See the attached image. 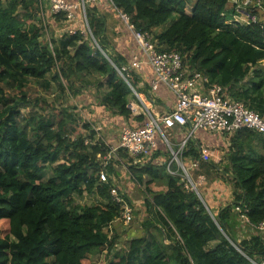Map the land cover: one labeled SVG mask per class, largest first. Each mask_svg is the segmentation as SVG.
Listing matches in <instances>:
<instances>
[{
	"label": "trees",
	"instance_id": "1",
	"mask_svg": "<svg viewBox=\"0 0 264 264\" xmlns=\"http://www.w3.org/2000/svg\"><path fill=\"white\" fill-rule=\"evenodd\" d=\"M111 1L160 51L178 53L186 71L206 78V88L220 86L230 99L264 113V0H239L248 1L242 8L230 0ZM238 10L255 20L233 21ZM85 16L97 46L78 34L52 39L49 48L40 18L35 22L36 0H0V264H93L91 255H98V264H196L189 247L201 250L212 242L203 264L257 263L264 242L257 236L237 242L234 230L236 205L250 223L264 222V156L249 141L260 135L244 131L231 139L229 167L201 160L206 172L234 189L232 203L212 215L178 176L168 174L166 189L145 199L144 235L114 248L107 231L121 212L99 163L109 147L93 142L91 124L69 123L60 111H20L31 102L25 91L30 80L41 83L51 75L62 93L75 95V81L91 74L103 89L100 105L130 118L128 97L146 86L132 72L127 81L117 73L126 61L107 50L97 8L87 6ZM190 147L185 155L199 159ZM123 155L118 151L121 160ZM46 170L50 176L43 181ZM129 170L139 184L144 176L150 182L159 177L146 161ZM111 172L108 165L105 173Z\"/></svg>",
	"mask_w": 264,
	"mask_h": 264
},
{
	"label": "built area",
	"instance_id": "2",
	"mask_svg": "<svg viewBox=\"0 0 264 264\" xmlns=\"http://www.w3.org/2000/svg\"><path fill=\"white\" fill-rule=\"evenodd\" d=\"M230 1L239 8L248 5V1L243 3H240L239 0ZM45 2L52 19L55 21V19L61 18L63 21L62 30L64 34H80L83 37L87 33L86 29L91 34L85 16L86 7H96L103 2H109L113 5L111 0H76L73 2L68 0H45ZM117 11L126 29L132 34L137 44L136 53L132 54L128 62L121 65L120 68H116L117 73L127 81L130 72L138 75L143 67H149L153 72L150 88L155 89L159 85H164L171 92L174 104L172 110L166 115L158 117V119L150 118L141 127H123L117 146L109 147L108 153L103 157H99L103 173H105L108 163L118 154V151L125 152L127 156L134 160L142 161L149 158L156 150L157 135L168 144L163 127L187 126L189 127V137L197 131L226 135L230 139L240 131L264 137V113L259 114L246 108L243 103L230 99L224 94L220 86L206 88V78L196 72L186 71L178 53L160 51L150 34L136 31L128 16L118 9ZM237 13L240 15L235 16L233 21L238 23H248L247 19L255 20V17L248 16L240 10ZM91 39L93 44H90L97 46L92 34ZM85 143L89 144L88 141H85ZM184 144L182 143L177 151L170 149L171 158L166 164V171L171 176H178L185 190L194 192L200 197L198 189L205 184L206 180L201 174L193 178L191 171L196 168V163L186 166L181 161L180 151L183 149ZM207 154L208 151L202 149L199 160L208 161ZM173 164L177 165L175 170L171 168ZM110 197L112 202L120 208L119 222L129 225L134 219L133 206L125 200L123 194L115 186L110 189ZM233 211L253 231L264 234V222L250 223L245 213L246 210L241 205H236ZM255 264H264V255Z\"/></svg>",
	"mask_w": 264,
	"mask_h": 264
},
{
	"label": "crops",
	"instance_id": "3",
	"mask_svg": "<svg viewBox=\"0 0 264 264\" xmlns=\"http://www.w3.org/2000/svg\"><path fill=\"white\" fill-rule=\"evenodd\" d=\"M68 1L73 2L76 0ZM96 8L105 22L104 35L107 42V50L112 52L113 55L121 56L126 62H128L132 54L136 53L137 51V44L132 34L126 29L124 23L120 19L117 9L112 4H110L109 2H103L100 5L96 6ZM47 19L49 20V18ZM49 21L51 23V21L54 20L50 19ZM51 24L55 26L54 34L51 33V38H53L58 43L60 42V39L66 34H64L63 30L61 28H58L56 24H54V22ZM137 76L141 80L142 84L146 86V89L142 93H136L133 90L135 93L132 91V95L128 97L127 108L130 111V118L128 119L122 118L118 114H114L112 111L104 107L103 110L96 109L98 107L102 108L99 103V99L103 92L101 90L103 89H98L96 87L98 91L96 93L97 95L94 94L92 100L88 99L85 102L83 101V105L85 106L89 117H91L88 123L91 124L96 134L93 142L100 140L107 147H115L119 142L120 128L122 129L125 125L130 126L132 128L141 127L148 121V119H158V117H162L172 110L174 99L171 92L164 85H159L155 89L150 88V82L153 79V72L149 67H143V70ZM86 78L93 79L95 77H92V75L90 74ZM82 93L83 91H81L80 97L83 98ZM115 123H119V125H115ZM163 129L165 131L168 144H166L162 140V138L157 135V148L150 156L152 157L151 160L156 163L157 166H161L164 161H166V163L164 164H167L169 162V157L167 159V152L170 153V149L177 151V149H179L182 143H185L183 145V149L180 151V158L183 164L186 166L192 163H196V168L194 169V171L199 170L202 161L198 158L192 157L189 154L185 155L186 152L190 151L191 144H193L194 148L197 150L198 155H200V151L202 149H206L208 151V154L206 155L208 161L206 162H210L213 158L217 157L218 155H224V163L220 164L221 167L219 168L223 169L225 167H229V155L230 152H234V142H231V139H235V135L230 139L226 135L197 131L189 137V127L187 126L180 127L178 125H174L171 128L163 127ZM240 139H243V137L239 136L237 140ZM249 141L252 143L253 146H255V149L257 150L258 154L264 156V137L259 136V139L251 137ZM149 158L144 159L138 163H127L128 167H126V169H129V166L132 165L136 167L139 164L145 163V161L147 162V164H149ZM122 165H124V163H122ZM110 179L113 183V186L117 187L123 194L125 200L131 205L132 203L135 204L134 193H131L129 191L128 187L126 186V183L123 182L122 179L121 181H117L114 178ZM207 182V186L203 185L201 191L202 197L200 196V198L204 203L205 207L209 211H213V213L216 214L221 208L232 203L234 189L229 184H225L221 180H218L216 178L212 180L207 177ZM165 189L166 186L163 191ZM145 199L146 198H144L143 201L144 204L146 203ZM145 209L147 210V207ZM235 220L236 225L234 230L236 232L235 237L237 242L249 241L252 236H257L264 242V234H259L253 231L247 224L243 223V221L239 219V216H237V214ZM119 224V221H114L110 226H108L109 233L114 229L116 230ZM214 244V242L209 243L206 247L202 249L204 250V252L210 250L214 246ZM192 248L194 247L192 246Z\"/></svg>",
	"mask_w": 264,
	"mask_h": 264
},
{
	"label": "rangeland",
	"instance_id": "4",
	"mask_svg": "<svg viewBox=\"0 0 264 264\" xmlns=\"http://www.w3.org/2000/svg\"><path fill=\"white\" fill-rule=\"evenodd\" d=\"M79 1V0H77ZM232 2V1H230ZM38 13V14H37ZM36 16L35 22L41 23L42 27V36L44 42H46L49 46V48H52V34H54L55 26H53L51 23L54 22L58 28H63L64 23L61 20V18L55 19V21L52 20L51 15L49 14L48 6L45 2V0H36ZM49 18V20L47 19ZM129 18V17H128ZM264 19V18H263ZM44 25V26H43ZM52 27V28H51ZM86 34L84 35V39L87 40L89 43H92L91 34L88 29H86ZM93 44V43H92ZM259 66L264 68V61L259 63ZM51 75L46 76L45 80L41 83H36L33 81H29L25 91L27 93L28 99L31 101L30 104L25 105L24 107L20 108L21 113L24 115L33 111L39 112V113H47V115H53L54 112H61L62 116L65 118V120L69 123H71L73 120L78 122H87L91 117H89L88 112L85 109V106L83 105V101L86 100H92V97L94 94H96L97 88L95 83L99 81L97 78H82L75 81V95L72 94V92L66 91L65 93L61 92L60 89L57 88V83L52 82ZM97 80V81H96ZM65 91V90H64ZM83 91V98L80 97V93ZM103 91V90H101ZM79 95V96H77ZM97 95V94H96ZM77 96V97H76ZM32 104H37V107H32ZM49 104L50 107L47 108L46 105ZM98 107V106H97ZM102 108H96V109H104ZM115 125H119V123H115ZM124 127H130L125 125ZM121 129V128H120ZM119 131L121 132V130ZM226 150V149H225ZM169 157V160L171 158V154L167 152V159ZM224 155H218L217 157L213 158L209 163L213 164L214 166L221 167L220 164L224 163ZM114 159L111 160V162L108 163L110 165L112 172L104 173V175L107 178H114L115 180L121 181L126 183V186L128 187L129 191L131 193H134V200L135 204L132 205L134 207V219L129 225H125L124 223H120L119 226L116 228V230H112L109 233L108 236L112 237L114 236L116 239V243L114 244V248L117 250L120 248V243L122 241H126L125 239H133L142 237L144 235V229H143V223L144 219L147 217L146 214V206L144 204V198L146 197H152L151 194L154 193H160L163 192V189L166 186V176L168 175L166 171V161H164L161 166H157L156 163H154L150 157V163L148 166H150L153 170H156L159 174L158 178H154L152 182L149 181V178L147 176H144L143 183L139 184L132 178V174L129 169H126L127 163L134 162L138 163L141 160H134L132 158H129V156L123 155L122 160L118 154L113 157ZM124 163V165H122ZM177 165H172V169L175 170ZM199 171V172H198ZM108 172V171H107ZM193 173V178L196 177L197 174H201L205 177V184L207 186V177L209 179H215L212 171L206 172L202 167L199 168L197 171H191ZM130 173V175H129ZM108 175V176H107ZM50 176V172L48 170L44 171L42 174V180L45 181ZM148 183H150L148 185ZM202 187L198 189V193L201 196ZM149 190V192H147ZM151 191V192H150ZM202 197V196H201ZM208 210V209H207ZM209 211V210H208ZM212 215L214 214L213 211H209ZM189 251H192L195 256V262L196 264H202V253L204 250L194 249L191 246L189 247ZM90 259L92 260L93 264H98V255H91Z\"/></svg>",
	"mask_w": 264,
	"mask_h": 264
}]
</instances>
